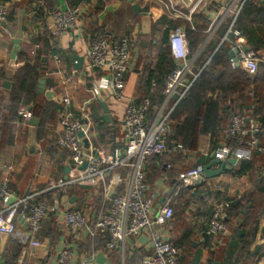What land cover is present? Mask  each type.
Masks as SVG:
<instances>
[{
  "label": "crops",
  "instance_id": "obj_1",
  "mask_svg": "<svg viewBox=\"0 0 264 264\" xmlns=\"http://www.w3.org/2000/svg\"><path fill=\"white\" fill-rule=\"evenodd\" d=\"M32 1L13 0L12 5L16 6L14 21H6V23L0 24V189L4 183H8L9 192L17 200L24 199L27 196L35 199L53 190H59L61 188L55 187L57 182L60 180L66 181V176L68 180L74 177L75 173L72 172L70 158L65 160L63 154L59 152L54 144V140L56 141L58 138L59 141L63 134L62 113L64 112V108L61 104V99L64 96H68L71 100L69 111L74 117L78 118L81 115L80 109L83 102L89 97L88 89L91 87V83L85 79L83 71H76L74 69L71 57L74 53L80 57H86L87 48L92 43V35L86 32L85 29L81 36L74 37L72 34H66L63 38L56 41V47H51L52 44L48 40V38L53 39L49 32L51 26L50 17L41 21L35 19L33 10L37 7V1ZM232 1L214 0L210 5L230 6ZM41 2L43 1L41 0ZM91 2L93 6L102 5L103 10L97 18V24L105 27V37L120 39L130 35V38H132L131 67L125 75L124 80L126 96L132 99L137 106L142 104L143 99L148 94L147 84L149 83L150 73L155 71L160 52L164 48L163 38L168 27L166 22L184 21L191 26L195 22L197 26H201L202 24L196 21L195 18L203 16V18L209 21L206 28L208 37L206 43L215 37V33H210L209 28L212 20L216 17L217 10L211 11L212 7L207 3L195 8L198 3H204V0H92ZM55 3L56 8L61 7L66 9L71 7L68 0H56ZM137 4L140 5L144 12L134 9ZM5 7L8 10L9 6L5 5ZM193 8L195 10L190 12ZM176 10L183 11L185 14L190 15V18L176 16ZM95 21L88 19L85 22L88 25ZM184 26H180V28L185 30ZM41 36L47 39L43 48L42 69L45 72L42 79L46 81V92H53L55 97L48 99L45 94H40L39 82L37 88L39 102L41 105H45L47 102H54L63 108V112L60 113L55 124L48 122V125L42 128H40L41 121L38 117L31 119L38 120V124L35 126L30 124L31 120L25 121L20 116L21 109L14 118L12 113H10V107L12 106L10 94L14 91L12 78L14 73L25 65L20 56L22 53L33 55L34 50L36 51L40 48L35 44V41ZM41 41L43 43L44 40ZM204 47L190 60L193 71L195 69V62ZM15 51L17 52L15 65L12 66L13 53ZM53 51H56V53L53 54ZM55 56L59 57V61L55 59ZM203 70L204 68L199 70L198 73L194 72L200 75ZM152 85L153 91L150 98H153L148 114L149 121L155 118L159 110L162 109L165 113L172 114L177 106V100L175 98L166 100L164 92L161 93L163 99H159L162 95L156 96L157 85L155 82ZM101 103L108 105L111 118V123L105 121L107 127L103 126L104 128H100L97 125V117L102 116L104 118L105 115L104 109L100 105ZM100 104V112L97 115L93 111L94 107L92 110L91 108L87 110L94 123L95 135L92 138V148L98 154H109L115 148H122L118 142L120 136L118 125L123 115L125 104L124 102H116L107 96L102 99ZM113 124L116 126V132L112 133L110 127ZM208 143L209 141L207 142L206 140L200 147L202 154H205L211 148L210 143ZM193 161L194 157L190 160L181 159L174 167L180 171L184 166H190ZM67 167L70 168L68 175L65 173ZM144 167L151 191L160 195L157 205L160 207L165 198H172L176 205V198L179 193L176 190L178 180L176 178L169 180L167 177L168 171L171 170V165L151 159L145 163ZM235 167L231 168L234 169ZM218 168L219 166L212 167L213 170H218ZM125 171L126 169L123 168L116 169L108 178L107 186H112L113 191L108 195L107 202L105 201L104 185L97 188L79 186L85 192H90L86 198L88 200H85V196L81 202V197L78 195L63 194L59 199L61 208L71 212L82 210L80 212H85L89 223L94 225L102 210L108 209L110 198L124 193L125 185L116 186L112 183V179L113 175L117 174L124 177ZM176 172L178 171H175V174ZM179 173H184V171ZM205 183V187L201 186L192 190V194L201 188L203 191L209 189L219 194L218 197L221 200H227L226 202L239 198L252 187L248 177L238 178L230 172H225L220 177L207 180ZM203 196L201 194L199 198H205ZM83 202L84 204H82ZM193 206L194 204L191 207L192 209ZM3 209L4 204L0 196V212ZM187 213H185L184 221L192 224L195 221V224L197 222L198 226L202 225L203 217L195 216L196 219L199 218L196 221L194 219L195 213ZM51 214H53L51 219L48 221L50 217L48 215L36 236V239L41 243V247L38 249H33L29 241H21L18 237L0 236V264H54L57 256L65 250H70L73 253L74 264H82L85 261H89L93 255H96V260L93 264H140L144 258L150 256L152 253V237L155 234L154 232L146 231L139 236L130 237L126 240L124 248L119 247L113 251H109L107 249L109 237L106 234H101L98 236L99 238H92L86 231H75L72 228H68L61 214ZM56 221L60 225L58 230L55 226ZM17 228L18 233L25 236L29 234V228L21 218L18 219ZM263 229L264 216L262 218L261 233L258 235L256 244L251 247L254 253L258 246L264 245ZM182 231L184 229L180 226H178V229L165 228L169 241L170 239L178 240ZM192 247L193 250L189 254L190 261H193V257H196V251L201 249L200 241L193 243ZM254 253L253 256L258 254L254 255ZM204 258L206 259V255H204ZM201 259L203 260V257ZM20 260H23V263H20ZM224 260V255L217 254L215 264H222ZM256 261L257 264H264V257Z\"/></svg>",
  "mask_w": 264,
  "mask_h": 264
},
{
  "label": "built area",
  "instance_id": "obj_2",
  "mask_svg": "<svg viewBox=\"0 0 264 264\" xmlns=\"http://www.w3.org/2000/svg\"><path fill=\"white\" fill-rule=\"evenodd\" d=\"M247 1L264 3V0H233L230 6H218L215 19L209 28L210 33H215L218 26L226 19L232 18V24L228 35L233 36V50H237L236 59L232 58L233 69H243L250 75H256L264 57L256 54L248 47L243 34L234 29L240 10ZM199 4V3H198ZM197 4V5H198ZM197 5L195 8H197ZM237 6V7H236ZM195 8L192 9L193 12ZM88 6H75L63 9L55 8L49 17L51 26L49 32L54 40L63 38L66 34L81 36L84 31L83 21L87 18ZM176 16L188 17L181 10H176ZM7 21V8L0 4V24ZM131 43L128 38H106L92 42L87 48L83 75L91 79V87L88 89L89 97L83 102L80 117H74L70 113L71 100L68 96L61 99L64 108L62 113L63 134L60 137L59 146L68 152L72 163L74 177L69 180H60L56 188L65 189L68 186L105 187V201L111 193L112 186L108 187V178L116 169H126L124 177L113 175V184L125 185V191L121 195H114L109 200L107 210H102L94 225L89 223L85 212H71L61 208L60 200L53 205L42 203L33 205L32 197L17 200L9 192L8 183H4L0 189L4 209L0 212V236L18 237L21 241L28 242L33 249L41 247L36 239L44 221L50 213L62 215V219L68 228L75 231H86L96 238L101 234L109 237L107 249L113 251L119 247L124 248L128 238L139 236L146 231L154 232L152 237V253L144 258L140 264H177L179 251L168 241L166 226L174 218L172 198H167L161 206L157 205L160 195L153 193L147 182L145 163L149 158L162 156L167 151L166 134L169 130V117L171 113H165L162 109L157 112L155 118L148 120L151 101L146 99L143 104L137 106L132 99L126 96L124 77L131 67ZM171 56L176 61V67L165 80L164 95L166 100L178 96L176 105L185 97L195 80L199 77L192 69L189 59V43L186 31L176 28L171 31L169 38ZM59 61V57L55 56ZM237 60V61H236ZM192 77V79L190 78ZM107 96L116 102H124L125 109L119 120L120 131L119 144L122 148H115L113 152L98 154L92 148V138L95 135L94 123L87 110L95 102H102ZM20 116L25 121L33 118L32 112L21 110ZM263 132L260 124L244 115H235L232 119L228 137L233 141L232 146L220 147L214 155L216 159L227 162L235 158L237 164L250 160L252 153L264 154V145H261L260 135ZM88 144V148L86 147ZM182 150L177 146L173 151ZM87 163L86 169H83ZM203 168H197L180 173L178 180L181 183L179 189L195 187L203 178ZM264 178V168L262 170ZM190 190V189H189ZM193 190V189H192ZM14 200V201H13ZM230 202L216 203L215 211L210 219L207 234L218 237L229 234L225 222L226 209ZM21 218L29 228V234L18 233V219ZM96 255L82 264H93ZM23 263V260H20ZM54 264H74L73 253L65 250L60 253Z\"/></svg>",
  "mask_w": 264,
  "mask_h": 264
},
{
  "label": "trees",
  "instance_id": "obj_3",
  "mask_svg": "<svg viewBox=\"0 0 264 264\" xmlns=\"http://www.w3.org/2000/svg\"><path fill=\"white\" fill-rule=\"evenodd\" d=\"M33 1H37V7L33 10V15L39 21L49 18L51 11L56 8V0ZM91 1L68 0L71 7L88 6L87 18L83 21V27L86 32L92 35V42L110 38L105 37V27L97 24V18L103 10L102 5L93 6ZM12 2L13 0H0L1 5L9 6L7 10L8 22H13L16 16V6L12 5ZM88 19L96 21L87 25L85 21H88ZM195 19L202 25L197 26L194 22L191 26L184 21L166 22L168 27L163 38L164 48L160 52L155 71L150 73L149 83L147 84L148 94L142 101V104L146 99H150L152 102L153 97L150 98V96H152L153 82L157 85L156 96L162 95L161 93L164 92L165 80L176 67V61L171 56L168 46L169 34L176 28L185 25L189 43V59L192 60V57L205 46L194 65L195 72L198 73L203 68L204 70L169 117V130L165 136L167 151L162 156H155L147 160L156 159L162 163L164 162V164H170L171 170L167 173L169 180L175 178L178 180L181 171L188 172L200 167L204 168L210 163L211 156L220 147L232 146L233 141L228 137V131L235 115H244L260 124L263 130L260 135V142L261 145H264V62L260 64L256 75H250L243 69H233L231 52L234 40L231 34L228 35L233 21L232 18H226L216 30L215 37L207 43L206 28L209 21L203 16ZM234 29L243 34L250 49L256 54L264 56L262 55L264 54V3L247 1L240 10ZM126 38L132 40L130 35H127ZM41 40H44L43 43H41ZM45 40L47 39L44 36L36 39L35 44L40 48L34 50L33 55L21 54L20 59L24 61L25 65L14 73L12 78L14 91L10 94L12 101L10 113H12L13 118L17 116L20 109L29 110L32 112L33 117L40 119V128L48 125V122L55 124L60 113L63 112V108L54 102H47L45 105H41L39 102L37 88L45 72L42 69ZM48 40L52 44L51 47H56L57 40L49 38ZM55 53L56 51H53V54ZM190 78L192 79V77ZM85 79L91 83L90 78ZM161 98L163 99V95L159 99ZM99 104L100 102H95L90 107L91 110L94 107L93 111L96 112V115L100 112ZM97 119L98 127H107L102 116L97 117ZM114 124L110 127L112 133L116 132ZM206 140L209 141L211 148L205 154H202L200 147ZM54 144L59 152L63 154L65 160L68 159L69 154L58 145V138L56 141L54 140ZM177 146H182V150L173 151ZM192 157H194V163L190 166H184L180 171L174 167L179 160H190ZM263 168L264 154L254 152L250 160L242 161L234 169L227 171L238 178L248 177L252 184V187L239 198L229 201L230 207L226 209L227 218L225 220L229 229L228 236L214 237L207 234L216 203L226 202L227 200H221L218 197L219 194L209 189L203 191L201 188L194 194H192V190L179 189L181 183L176 180V190L179 192L176 198L178 204L176 202V206L172 200L175 214L173 220L166 227L173 229L180 226L184 229L178 240H168L179 251L177 264H215L217 254L225 256L222 264H257L256 260L264 257V245L260 246L261 250L256 256H253L254 252L251 248L256 244L258 235L262 230V218L264 216ZM175 171L178 172L175 174ZM146 178L149 183L148 176ZM205 186L206 183L202 185V187ZM88 192H85L79 186H69L36 197L32 199L31 203L33 205L42 203L53 205L54 201L59 200L63 194L78 195L81 197L80 201L82 202L85 196V200H88L86 199L90 194ZM201 194L205 198L200 199ZM197 202V208L193 210L191 207ZM186 211L190 214L195 213L194 219H196L195 216L203 217L202 225L198 226L195 221L192 224L182 220L185 218V213L188 214ZM49 215L48 221L53 214L50 213ZM55 226L58 230L60 225L57 221ZM197 241H200L201 249L196 251V257H193V261H190L189 254L193 250L192 245ZM220 248L222 249L219 250ZM204 255H206V259ZM201 257H203V260Z\"/></svg>",
  "mask_w": 264,
  "mask_h": 264
},
{
  "label": "water",
  "instance_id": "obj_4",
  "mask_svg": "<svg viewBox=\"0 0 264 264\" xmlns=\"http://www.w3.org/2000/svg\"><path fill=\"white\" fill-rule=\"evenodd\" d=\"M134 9L136 11H138V10L143 11L141 9L140 5H138V4L134 7ZM16 54H17V52L15 51L13 53L12 66L15 65ZM236 56H237V50H235V51H233L231 53V58H235L236 59ZM71 61L73 63L74 69L76 71H81L83 69V66H84V63H85V58L84 57H80L78 54L74 53L72 55V57H71ZM6 85H8V84H6ZM39 93L40 94H45L48 99H52L53 97H55V94L53 92H46V81L44 79H42L40 81ZM175 99L178 100V96H175ZM101 104H102V107L104 109V114H105L104 115V119H105V121L107 123H111L110 111H109L108 105L106 103H101ZM30 124L35 126V125L38 124V120L37 119H33V120L30 121ZM86 147L87 148L89 147L88 144H86ZM236 165H237V160L235 158L229 159L227 162H222V161L216 159V156L213 154L212 157H211L210 163L207 164L206 166H204V168H203V171H204L203 178H201L199 180L198 184L195 187L190 186L189 189L190 190H192V189L195 190V189L201 187L205 183V181L220 177L225 172L231 170L232 169L231 167L236 166ZM213 166H219L218 170H213L212 169ZM86 167H87V163L84 164L83 169H86ZM69 171H70V168L67 167L66 168V172H65L66 175L69 174ZM66 180H68L67 176H66ZM263 232H264V229H263ZM259 250H260V246H258L256 248V251H255L254 255H256Z\"/></svg>",
  "mask_w": 264,
  "mask_h": 264
},
{
  "label": "rangeland",
  "instance_id": "obj_5",
  "mask_svg": "<svg viewBox=\"0 0 264 264\" xmlns=\"http://www.w3.org/2000/svg\"><path fill=\"white\" fill-rule=\"evenodd\" d=\"M203 2V1H202ZM200 3L197 7H200V6H203L204 4H209L210 5V3L211 2H214V0H204V3ZM228 2H230V1H228ZM214 6H211L210 5V7H212V9H211V11L213 10V11H216V9L218 8V4H213ZM227 7V6H226ZM262 55H264V54H262ZM264 57V56H263ZM193 163H194V161H193ZM192 163V164H193ZM197 204H198V202L196 203V204H194V206H193V210H196V208H197ZM177 206V205H176ZM182 220H184V219H182ZM182 222V221H181ZM182 225V224H181ZM178 229V228H177ZM175 232H176V230H175ZM177 233V232H176ZM174 235V234H173Z\"/></svg>",
  "mask_w": 264,
  "mask_h": 264
}]
</instances>
